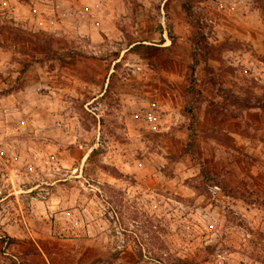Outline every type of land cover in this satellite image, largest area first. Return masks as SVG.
<instances>
[{"label":"rangeland","instance_id":"1","mask_svg":"<svg viewBox=\"0 0 264 264\" xmlns=\"http://www.w3.org/2000/svg\"><path fill=\"white\" fill-rule=\"evenodd\" d=\"M183 1L0 0V264H264V0Z\"/></svg>","mask_w":264,"mask_h":264},{"label":"trees","instance_id":"2","mask_svg":"<svg viewBox=\"0 0 264 264\" xmlns=\"http://www.w3.org/2000/svg\"><path fill=\"white\" fill-rule=\"evenodd\" d=\"M181 9L191 21L193 22L196 21L193 15L192 7L190 5V0H184L183 3L181 4ZM195 23L196 25H198L197 22ZM196 28L198 29V26H196ZM196 64H197V58L196 56H194L193 63L188 65L187 72H186L187 93L191 96V102L187 104V106L183 110L184 115L189 118V124H188L189 141L186 144L185 151L190 152L192 154H194L195 139H196L195 124L197 121L196 115L193 114L192 104L200 103L202 101V94H201V91L197 88V81L195 78ZM26 67L27 65L24 66L23 71L26 69ZM236 103H238V105H241L243 109L264 110V102H261V101L251 102L250 100H247L245 102L236 101ZM10 239L12 238H9V240ZM182 264H185V263L182 262Z\"/></svg>","mask_w":264,"mask_h":264},{"label":"built area","instance_id":"3","mask_svg":"<svg viewBox=\"0 0 264 264\" xmlns=\"http://www.w3.org/2000/svg\"><path fill=\"white\" fill-rule=\"evenodd\" d=\"M217 189H218L217 186H213V187L210 188V190H211L212 192H215Z\"/></svg>","mask_w":264,"mask_h":264}]
</instances>
